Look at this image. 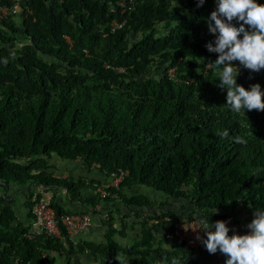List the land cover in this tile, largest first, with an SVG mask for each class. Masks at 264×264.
<instances>
[{
  "label": "trees",
  "instance_id": "16d2710c",
  "mask_svg": "<svg viewBox=\"0 0 264 264\" xmlns=\"http://www.w3.org/2000/svg\"><path fill=\"white\" fill-rule=\"evenodd\" d=\"M110 1L24 0L19 26L8 14L0 17L9 31H0V185L20 192L29 184H61L76 196L98 182L51 176L46 160L54 154L77 158L86 167L95 162L101 173L125 168L126 176L110 188L115 197L104 198L112 205L119 201L133 217L182 213L214 223L242 207L252 213L264 209V111H231L226 90L217 86L209 62L218 54L205 47L215 39L208 17L216 3L155 35L153 23L171 17L173 0H135L121 28L109 32L103 26L100 32L98 25L113 15ZM137 30L140 36L127 46L126 33ZM14 33L26 41L15 45ZM154 60L159 71L146 75ZM164 63L172 66L171 76ZM237 83L246 90L259 83L263 90L264 70L240 66ZM135 184L165 201L184 198L181 211L169 202L162 207L165 201L155 209L145 195L128 193ZM30 198L28 207L39 195ZM84 199L89 206L98 197ZM12 201L0 194V264H41L42 251L59 239L43 233L28 237V223L18 219L10 225ZM47 202L55 213L68 211ZM137 222L139 238L123 247L110 236L107 222L105 241L95 244L103 253L98 264H119L117 253L125 264H201L192 254L200 245L156 239L152 225ZM226 259L222 255L212 264Z\"/></svg>",
  "mask_w": 264,
  "mask_h": 264
},
{
  "label": "clouds",
  "instance_id": "9594fccd",
  "mask_svg": "<svg viewBox=\"0 0 264 264\" xmlns=\"http://www.w3.org/2000/svg\"><path fill=\"white\" fill-rule=\"evenodd\" d=\"M204 3L205 0H197V7ZM215 3V10L208 17V30L215 39L205 47L208 52L218 54L215 61L209 62L219 81L217 86L226 90V104L231 111H264L260 84H252L250 90L239 85L240 67L234 63L238 61L239 66L253 73L264 70V4L257 0H215ZM200 224L199 230L206 238L199 234L196 238L209 254L219 251L227 257L225 264H264V209H255L254 218L246 225L249 232L243 235L236 232L229 235L224 220L214 223L210 219L201 220ZM115 259L125 264L122 254L117 253Z\"/></svg>",
  "mask_w": 264,
  "mask_h": 264
},
{
  "label": "rangeland",
  "instance_id": "374dc122",
  "mask_svg": "<svg viewBox=\"0 0 264 264\" xmlns=\"http://www.w3.org/2000/svg\"><path fill=\"white\" fill-rule=\"evenodd\" d=\"M46 2L52 1V0H45ZM215 3V0H205V3L203 4L202 7H197V1H187V0H173L170 2V8H172V14L171 17H169L166 20H157L153 23V31L155 35L167 33L168 29L170 26H172L176 21L181 20V19H188L191 17L194 13H201L202 11L210 9V7ZM4 5L10 6V8L14 9L13 12L9 13L6 18L7 20L12 21L15 25L19 26L20 25V20L23 15V7H24V0H8V3H3ZM104 23L102 25H98V29L100 32H102L101 27L103 28ZM0 31L7 34L9 31L0 23ZM141 32L139 30L137 31H128L125 35L126 39V45L129 46V44L137 37H139ZM16 36L15 39V45L20 46L23 42L26 41L24 37L19 36L18 33H14ZM154 59H158V57L154 56ZM217 59V58H216ZM214 59L213 61H215ZM154 60L151 65L147 68L144 69V73L146 75H152L159 71V64L158 62ZM235 63V62H234ZM237 64L238 67L239 64ZM163 65H166L167 67H172L170 65H167L164 63ZM214 72V69H213ZM170 75L172 74L169 73ZM264 91V89L262 90ZM55 157V156H54ZM72 179V178H71ZM73 180V179H72ZM61 185V184H60ZM64 186V185H63ZM66 187V186H64ZM127 192V190H125ZM31 196L26 194L25 196L21 195H16L12 201V208H14V214H13V219L9 221L10 225H13L14 221L17 220L16 215L18 213H22L24 215H27L29 217L28 226L26 227L24 233L28 237H37L39 236L42 231L36 227L33 222H32V216H31V209L32 205H30V212H29V207H28V202H31L30 197H34L35 194H33V191ZM128 193H139L142 195H145L148 197L152 203H154L155 209H157L158 203L165 201L163 196L159 195L158 192L152 191L149 187L140 185V184H135L132 186L131 190L128 191ZM0 194L4 195L5 197H9V192L4 189L0 185ZM78 196V195H77ZM163 199V200H162ZM166 203L162 207H167L168 202L169 204H173L174 209L180 211V205L181 203L183 204L184 198H178V200H172L171 198H167ZM8 201L9 198H8ZM160 205V204H159ZM187 207L183 208L182 210H186ZM117 215L116 211H111L110 214ZM254 218V213L251 211H248L245 209V207L240 208L239 210H235L232 212H229L228 215H226L222 220L227 222V226L230 229L229 235H232L233 232H236L238 234H247L249 232V229H247L246 225L249 224L252 219ZM129 223L131 224H137V219H132L128 218ZM125 220V219H121ZM121 220H119L121 222ZM119 221H117V225H119ZM119 222V223H118ZM110 223H112L110 221ZM122 226V225H121ZM113 228V226H111ZM118 227V226H116ZM120 227V226H119ZM119 227L117 229H119ZM111 228V229H112ZM107 229L103 230V240L99 241H91L90 245H82V239L77 241V242H71L68 238L59 240V244L54 247H48L45 250L42 251V263L43 264H98L102 263V260L99 259L102 257L103 253L101 249L96 246L95 244L103 243L105 241L106 236L108 235ZM110 229V230H111ZM129 229V232H127ZM133 229L135 232L137 231L136 228H130L127 227L126 232L123 230V234L126 233L127 237H124L122 235L121 237H118L115 241L116 243L120 246L123 247L126 244L130 243L131 238H139V231L137 233H132L130 230ZM83 230H86L84 228ZM83 230H80L79 232L82 233ZM122 230V229H119ZM78 232V233H79ZM116 234V233H115ZM133 236V237H132ZM73 241V240H72ZM166 248L168 247L167 245L165 246ZM86 254V257L84 256ZM193 256L199 260L201 264H212L215 261H217L219 258L222 257L223 254H221L219 251H217L216 254H209V252L206 250L205 246L203 244L200 245L199 248L193 250ZM99 257V258H98ZM41 263V264H42Z\"/></svg>",
  "mask_w": 264,
  "mask_h": 264
},
{
  "label": "built area",
  "instance_id": "2783aa9c",
  "mask_svg": "<svg viewBox=\"0 0 264 264\" xmlns=\"http://www.w3.org/2000/svg\"><path fill=\"white\" fill-rule=\"evenodd\" d=\"M135 0H111L108 5V11L113 15L109 17L104 26L107 31H115L123 25L125 21V14L132 7ZM14 9L8 5L0 4V17L13 12ZM107 66L106 64H104ZM116 70H122L123 67L117 66ZM166 73L172 72V67L165 69ZM92 167H96L95 162L91 163ZM96 170V169H95ZM101 177L97 183L93 185V194L97 195L98 200H95L91 205L82 211H61L55 213L53 207L42 198H38L34 201L31 209V216L33 224L38 227L45 236H54L59 240L64 239L63 235L59 231V227L64 230L67 238L80 230L87 228L90 224L91 217L99 214L101 208H105L109 201L105 200V196L115 197V193L110 188H116L120 181L126 176L127 170L121 167H114L108 172L101 173ZM260 180L264 182V171L261 174ZM101 216H105L101 213ZM105 218V217H104ZM137 220H144L145 224L152 225L154 227V236L156 239L162 241H173L183 244L189 247H198L201 245V241L198 240L197 234L205 237L201 227V217L188 218L185 214L173 215L162 213L154 216H137L133 217ZM43 264V263H42Z\"/></svg>",
  "mask_w": 264,
  "mask_h": 264
},
{
  "label": "crops",
  "instance_id": "0c3cea01",
  "mask_svg": "<svg viewBox=\"0 0 264 264\" xmlns=\"http://www.w3.org/2000/svg\"><path fill=\"white\" fill-rule=\"evenodd\" d=\"M55 156V157H54ZM46 163L48 164V170L51 174V176L56 178H72L73 180L76 178L84 179V181H87V179H93V180H99L101 177L100 172L95 170L94 167H86L84 166L81 161L77 158L74 159H62L57 157L54 154H51L47 160ZM14 186V185H13ZM11 186L10 189H7L9 192V197H14L18 194L21 196H25L28 194L29 191H33V194H38L39 198H42L44 200H50L53 201L55 204H57L58 207H61L63 209H66L68 211H82L85 210V208L88 206V204L85 202V196L89 194H93V188L91 187H85L78 191V196L74 195V193H71V195L68 193L66 188L63 185H35V184H29V186L20 187V192L14 190V187ZM114 202V205H112L110 202L105 208H101L99 214L93 215L91 217V221L89 226L86 228V230H83L82 233H75L69 238L71 242H77L82 239V245L85 244V242L92 240V241H99L103 240V230L105 227L107 228V222L111 221V226H113V231L110 233V236L116 240L118 237H121L124 235V237H127L126 233L123 234V230L126 232L127 227L130 228H136L135 230L131 229L130 232L137 233L139 230L138 222L137 224H131L129 223L128 218H133L132 214H125V208L123 206L120 207V202L117 200L112 201ZM119 207V210L117 211V215L110 214L109 219V213L112 211L113 207ZM181 211V210H180ZM183 211V210H182ZM108 212V213H106ZM101 213H103L105 216H101ZM104 217L108 218V221L105 220ZM16 218L20 220L22 223H26L29 221V217L27 215L22 214L21 212L16 215ZM125 219V220H121ZM121 220V222L119 221ZM117 221H119V225H117ZM138 221V220H137ZM122 225V226H121ZM120 226L119 230L117 229ZM214 230V229H213ZM129 232V229L128 231ZM116 233V234H115ZM133 237V236H132ZM131 238L130 240H132ZM73 240V241H72ZM197 249V248H196ZM86 257V254H84Z\"/></svg>",
  "mask_w": 264,
  "mask_h": 264
}]
</instances>
